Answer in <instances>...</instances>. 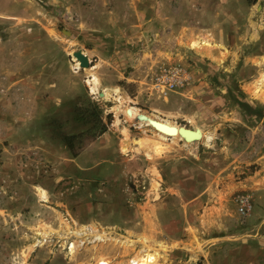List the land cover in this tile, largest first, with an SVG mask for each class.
Listing matches in <instances>:
<instances>
[{
    "label": "rangeland",
    "instance_id": "obj_1",
    "mask_svg": "<svg viewBox=\"0 0 264 264\" xmlns=\"http://www.w3.org/2000/svg\"><path fill=\"white\" fill-rule=\"evenodd\" d=\"M7 48L82 88L41 118L0 94V264H227L259 218L264 0H0V64ZM162 119L204 135L161 152Z\"/></svg>",
    "mask_w": 264,
    "mask_h": 264
},
{
    "label": "crops",
    "instance_id": "obj_2",
    "mask_svg": "<svg viewBox=\"0 0 264 264\" xmlns=\"http://www.w3.org/2000/svg\"><path fill=\"white\" fill-rule=\"evenodd\" d=\"M7 49L4 52V61L0 64L1 98L7 102L26 103L29 116L36 118L44 117V114L51 117L56 116L55 112L62 110L59 109L60 104L72 100L76 92L82 88V85H78L75 79L76 75L67 73L69 70L66 67L59 69L60 71L52 67L40 70L39 74L38 72L31 73L28 68H23V65L16 60L14 56L16 52ZM63 69L67 77L61 80L60 76L65 77V75H60ZM95 77L97 79L95 87L96 90L99 89V94L102 93L100 90L104 88V85H110V88L105 89V93L118 100L119 89L113 83H105L98 75ZM157 135L159 139L154 138V142L160 144L162 152L164 146L171 145L170 140L173 138L169 136L163 138L158 133ZM254 160L261 166V177L258 180L252 177V183L249 179L247 181L252 188L257 190L255 195L257 194L256 199L260 206L256 207L255 215L259 218L253 225V232H245L238 238V241L234 242L237 246L234 245L233 255L228 257L227 264H264V152L259 153L258 159Z\"/></svg>",
    "mask_w": 264,
    "mask_h": 264
},
{
    "label": "bare ground",
    "instance_id": "obj_3",
    "mask_svg": "<svg viewBox=\"0 0 264 264\" xmlns=\"http://www.w3.org/2000/svg\"><path fill=\"white\" fill-rule=\"evenodd\" d=\"M76 64L79 65V61L77 59H76ZM90 81H92V83H93V84L91 83V89L94 91L96 89L95 85L97 84L96 83L97 82V79H96L95 75H91ZM124 110H126L125 107H124ZM145 121H147V120H140L141 125H143L144 123H146ZM159 123H162L164 125H167L169 127H174V128L177 129L176 133L170 134V135L168 133H166L165 131H162L160 129H157V131H158V133H159V135L161 137L165 138L168 135L169 136H172V137H183L182 135H180V131L178 130L180 126L177 125V124H175V123H173V122H171L169 119H162ZM159 123H157V125ZM186 128H188V127H186ZM190 129H192V128H190ZM195 129H198L199 130L198 133H199V136L200 137H202L204 135L202 129H200V128H195ZM195 138H199V137H195ZM189 140H193V139H189ZM127 144L128 143L126 142L125 146ZM158 146L159 145H156L157 149L159 148ZM41 193L44 194V192H41ZM96 237L100 240L102 238V235L101 234H98V235H96ZM154 258H155V256H154L153 252H150L149 250L146 249V252L144 254L140 255L137 260H135V264H151L153 262ZM99 264H106V263H105L104 260H100Z\"/></svg>",
    "mask_w": 264,
    "mask_h": 264
},
{
    "label": "water",
    "instance_id": "obj_4",
    "mask_svg": "<svg viewBox=\"0 0 264 264\" xmlns=\"http://www.w3.org/2000/svg\"><path fill=\"white\" fill-rule=\"evenodd\" d=\"M73 56L79 61V65L82 68L85 67H90L91 65V60L89 58V56L82 51L81 49L74 51L73 52ZM127 112L130 114V109L127 110ZM144 118H146V116H142ZM157 129H160L162 131H165L166 133L170 134H174L176 133L177 129L174 127H169L167 125H164L162 123H159L158 125L156 124ZM180 131V135H182L184 137L185 140H189V139H194L195 137H199V130L195 129H188L185 127H179L178 129Z\"/></svg>",
    "mask_w": 264,
    "mask_h": 264
},
{
    "label": "trees",
    "instance_id": "obj_5",
    "mask_svg": "<svg viewBox=\"0 0 264 264\" xmlns=\"http://www.w3.org/2000/svg\"><path fill=\"white\" fill-rule=\"evenodd\" d=\"M93 106H94L95 110H93L91 114L95 115V113H97L99 115V113L101 112V109H96L98 106L97 105L95 106L94 102H93ZM76 118L79 122H85L86 121L84 115L80 114V113L77 114ZM99 122H100L99 123L100 129H99L98 133L94 134V137H97L100 134L104 133L108 128V122L105 123L102 121V119H100ZM74 138H75L74 135H67L64 137V140H65L68 148L71 150L72 154L74 156H76L78 154V151L75 150Z\"/></svg>",
    "mask_w": 264,
    "mask_h": 264
},
{
    "label": "built area",
    "instance_id": "obj_6",
    "mask_svg": "<svg viewBox=\"0 0 264 264\" xmlns=\"http://www.w3.org/2000/svg\"><path fill=\"white\" fill-rule=\"evenodd\" d=\"M252 204L249 195H242L238 199V210L243 215H248L251 212Z\"/></svg>",
    "mask_w": 264,
    "mask_h": 264
}]
</instances>
